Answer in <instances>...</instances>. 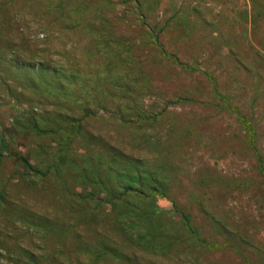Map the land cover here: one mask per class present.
<instances>
[{"label":"rangeland","instance_id":"1","mask_svg":"<svg viewBox=\"0 0 264 264\" xmlns=\"http://www.w3.org/2000/svg\"><path fill=\"white\" fill-rule=\"evenodd\" d=\"M114 153L164 168L148 246L73 195ZM0 194V264H264V0H0Z\"/></svg>","mask_w":264,"mask_h":264},{"label":"trees","instance_id":"2","mask_svg":"<svg viewBox=\"0 0 264 264\" xmlns=\"http://www.w3.org/2000/svg\"><path fill=\"white\" fill-rule=\"evenodd\" d=\"M160 50L162 51L161 48H159V51ZM38 65L39 63H37V68L39 69L36 68V70H34L36 72L38 71V74L48 70L46 67ZM184 67L188 68L186 64H184ZM52 74L55 77H59L58 75L63 77L65 76L64 72L56 69H53ZM62 84H64V82H62ZM96 90H100L98 85ZM99 100L100 98L97 99V101ZM177 100H181V98H177ZM182 100L185 99L183 98ZM95 104L97 103L95 102ZM237 115L240 121H244V118L240 114ZM37 120L38 118L36 116L29 119L28 122H30L31 128H35L37 131L44 130L37 125ZM244 126L246 127L248 139L251 143L254 131L250 127V124L244 123ZM69 135L70 131L68 130L67 136L69 137ZM59 157L62 158L63 156L59 155ZM16 159L23 165L24 168L32 172V174L40 173L39 170L33 168L24 155L19 154L16 156ZM87 161L89 163H85L86 165H83L82 168V171L86 173L85 176H82L83 191L75 192L73 195H76L75 197L83 202L86 200L84 203H87L88 205L93 204L91 208H98L99 206L97 204H101L102 206H108L110 211L114 210V227L117 230L120 228L122 231L126 229L124 231L126 236H128V232L130 231L135 232V237L139 240L142 239L144 241L143 243H146L145 245L148 246L152 239L159 233L155 220L163 214L157 204V200L159 198H167L173 205H175L174 199H172L168 193L169 186L164 183L163 175L160 173V170L164 168L154 166L149 169L140 165L134 158L124 159V155H119V153H114L111 157H109L107 163L103 154H98L91 158L89 157ZM105 164L107 165L106 169ZM48 167L49 168H47L46 172H44V175H46L51 169H54L53 171L60 174L59 169L61 167L59 164L58 166H56V164H49ZM102 167L104 173H107V176L102 175ZM58 178L60 179V177ZM111 178H114L115 182ZM59 181L62 185L64 184L61 179ZM65 193L67 194L66 191ZM0 198H2L1 194ZM101 198H103V200ZM88 208L89 206L86 207V210H88ZM175 211L179 213L181 223L184 227L190 233H193V236L196 237L197 240L209 247L206 241L198 236L197 231L191 225L190 216L180 210ZM89 251L96 256H100L103 253L112 254L114 257L126 260L127 262H130V259H132L130 256L131 253L123 251L120 252L109 247L102 248V250ZM132 254L134 255V253ZM134 264L139 263L135 262Z\"/></svg>","mask_w":264,"mask_h":264}]
</instances>
